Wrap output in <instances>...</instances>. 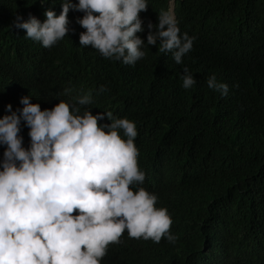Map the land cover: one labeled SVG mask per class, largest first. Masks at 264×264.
<instances>
[{
    "label": "trees",
    "instance_id": "trees-1",
    "mask_svg": "<svg viewBox=\"0 0 264 264\" xmlns=\"http://www.w3.org/2000/svg\"><path fill=\"white\" fill-rule=\"evenodd\" d=\"M169 1L147 0V12L155 16ZM55 4L0 0V117L30 96L42 110L63 101L80 114L110 111L133 121L146 174L133 189L157 196L177 238L155 243L125 231L101 264H264V0H175L192 50L177 64L144 45L134 66L80 46L77 11L68 13V36L50 48L14 26L17 15L41 23L49 9L60 15ZM185 67L196 79L190 89L182 86ZM213 75L229 86L227 96L207 86ZM89 92L92 103L80 105ZM29 131L22 122L25 148Z\"/></svg>",
    "mask_w": 264,
    "mask_h": 264
},
{
    "label": "clouds",
    "instance_id": "clouds-1",
    "mask_svg": "<svg viewBox=\"0 0 264 264\" xmlns=\"http://www.w3.org/2000/svg\"><path fill=\"white\" fill-rule=\"evenodd\" d=\"M54 1L62 7L60 15L49 9L43 23L20 15L14 21L26 38L45 48L68 36L70 10L78 12L77 23L85 29L80 46L125 65L145 57L144 45L173 56L177 64L193 48L195 38L178 27L175 0L155 16L147 12V0ZM184 73L182 86L190 89L196 79L187 67ZM207 86L228 95L229 86L215 75ZM20 102L22 109L13 112L9 104L11 114L0 117V145L6 146L0 161V264H101L125 231L134 239L175 242L173 220L166 208L156 207L157 196L133 189L146 178L133 121L114 118L110 111L80 114L79 107L73 111L63 101L43 110L30 96ZM78 102L92 103L91 92ZM105 116L111 123L102 125ZM22 122L30 129L29 148L20 135Z\"/></svg>",
    "mask_w": 264,
    "mask_h": 264
}]
</instances>
